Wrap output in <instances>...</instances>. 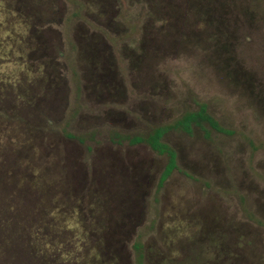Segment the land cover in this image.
<instances>
[{
	"label": "rangeland",
	"instance_id": "374dc122",
	"mask_svg": "<svg viewBox=\"0 0 264 264\" xmlns=\"http://www.w3.org/2000/svg\"><path fill=\"white\" fill-rule=\"evenodd\" d=\"M4 204L48 264H264V0H0Z\"/></svg>",
	"mask_w": 264,
	"mask_h": 264
},
{
	"label": "trees",
	"instance_id": "16d2710c",
	"mask_svg": "<svg viewBox=\"0 0 264 264\" xmlns=\"http://www.w3.org/2000/svg\"><path fill=\"white\" fill-rule=\"evenodd\" d=\"M202 124L208 125L215 132L228 133L226 130L220 127V125L207 113V109L204 104H200L196 112H190L183 115L178 121H176L172 126H170V129H175V130L183 131L185 133H190L191 128L193 126H201ZM167 129L168 128L157 127L146 134L136 135L125 139L126 141L128 140V143L131 145L142 144V143L146 144L149 146V148L152 151L158 153L159 155L166 156L167 162L165 165V169L161 175L159 186L163 184V182L169 177L171 172L176 168L175 151L162 141L165 131ZM3 207H5V204L4 206L1 207L0 210L3 211L1 212L3 215L1 217V221H6L5 225H7L10 219L9 212L5 211ZM18 224L21 225L18 226V231H17L18 235L17 234L16 235L18 236V240L21 239L23 241L21 250L26 255L21 257L18 248L14 251V249L16 248L14 245L12 248L5 247V251L3 252L4 247L0 245V252L2 253L3 257L7 258V260L9 258L14 259L15 264H23L22 260H28V263L31 261L33 264H48L47 261H45L44 259L45 256L42 257V255L38 253V250H40L41 248L36 246L34 243L35 242L34 238L37 237L38 234H33L34 232L31 231L29 227L24 225L23 222ZM6 229H7L6 226L0 228V233H2V231ZM13 243L17 246L21 245L14 241ZM137 264H142L140 255H139V259L137 260Z\"/></svg>",
	"mask_w": 264,
	"mask_h": 264
}]
</instances>
